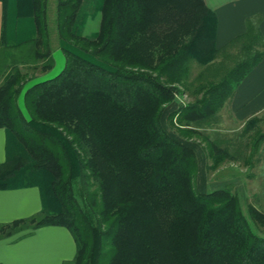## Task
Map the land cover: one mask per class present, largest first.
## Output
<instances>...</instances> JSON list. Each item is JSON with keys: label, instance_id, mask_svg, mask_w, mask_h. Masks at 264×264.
<instances>
[{"label": "trees", "instance_id": "trees-1", "mask_svg": "<svg viewBox=\"0 0 264 264\" xmlns=\"http://www.w3.org/2000/svg\"><path fill=\"white\" fill-rule=\"evenodd\" d=\"M52 3L0 0V189L35 186L42 204L0 223V239L54 225L75 242L68 264H264V211H245L229 188L199 193L189 143L204 140L208 169L250 161L264 143V116L231 144L201 131L264 59L257 19L216 47L203 0ZM96 14L98 30L84 34ZM56 48L63 68L27 86L23 69L49 71ZM192 62L202 67L194 78ZM184 92L191 101L166 116L174 136L162 115Z\"/></svg>", "mask_w": 264, "mask_h": 264}, {"label": "crops", "instance_id": "crops-1", "mask_svg": "<svg viewBox=\"0 0 264 264\" xmlns=\"http://www.w3.org/2000/svg\"><path fill=\"white\" fill-rule=\"evenodd\" d=\"M215 14L216 47H222L246 31L248 19L264 40V0H203ZM2 8L0 4V23ZM256 21V20H255ZM228 114L242 123L252 116H264V59L242 80L226 105ZM6 133L0 128V162L6 157ZM37 187L0 189V223L29 217L41 210ZM0 239V264H64L72 261L76 246L63 226H43ZM22 235V236H21Z\"/></svg>", "mask_w": 264, "mask_h": 264}, {"label": "rangeland", "instance_id": "rangeland-1", "mask_svg": "<svg viewBox=\"0 0 264 264\" xmlns=\"http://www.w3.org/2000/svg\"><path fill=\"white\" fill-rule=\"evenodd\" d=\"M51 5L53 6L52 0ZM99 14L93 18H89L83 29L84 34H91L98 30ZM54 66L49 71L42 73L39 67L35 68L32 65L26 66L23 69L27 73L30 80L27 86L35 81L44 80L57 74L64 66L63 52L56 48L53 50ZM190 70V77L194 78L202 69L195 62H192ZM191 101V97L187 92L176 96L175 100L167 105L163 111L162 124L167 132L178 136L177 130L167 121V114L171 113L181 102ZM18 105L22 109L24 115L23 95L20 94L18 98ZM224 106L214 118L210 126L201 128V131L211 140L217 141L224 145L234 143L239 132L242 129L243 121L236 120L235 117L228 114V110ZM264 129V126L262 127ZM196 153V171L194 174V183L196 184L199 193H208L214 189L229 188L236 194L242 208L246 211L248 206H253L260 211H264V143H262L255 152L250 161H247L243 156H237L239 159L224 160L217 168L208 169L206 154L203 149L206 143L201 137L192 136L189 142ZM230 153H235L234 149H230ZM248 155V154H247ZM208 164L211 160L208 159ZM105 258V257H104ZM102 259L101 263L108 264L107 257ZM66 264V263H65ZM68 264V263H67Z\"/></svg>", "mask_w": 264, "mask_h": 264}]
</instances>
